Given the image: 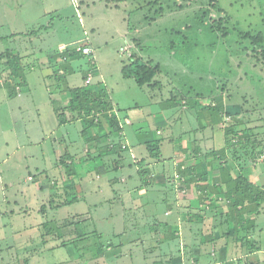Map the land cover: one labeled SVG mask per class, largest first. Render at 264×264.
I'll use <instances>...</instances> for the list:
<instances>
[{
  "label": "rangeland",
  "instance_id": "1",
  "mask_svg": "<svg viewBox=\"0 0 264 264\" xmlns=\"http://www.w3.org/2000/svg\"><path fill=\"white\" fill-rule=\"evenodd\" d=\"M220 16L224 18L223 26L230 29L228 35H223L219 25L211 20L218 21ZM247 32L264 33V0H0V173L7 181L20 178V186L13 189L20 192L18 194L11 189L5 192L0 182V264H85L95 255L100 257L98 252L106 253L107 248H112L108 242L118 243L119 237L114 238L115 234L125 231L121 237L123 242L135 237L134 229H126L135 223L134 217L124 216L123 221L120 217L104 218L117 213V205L93 211L88 229L83 227L82 213L85 214L87 208L82 204L79 180L87 161L70 154L65 147L67 142L84 148L107 144L120 149L125 139L129 143L134 139L140 143L153 140L148 144V152L144 144L145 152L134 151L136 161H145L154 158L151 150L155 147L157 151V145L153 142L162 139L164 156L174 159L183 173L175 190L186 193L191 183L203 181L197 173L201 178L195 177V181L189 182L194 171L191 163L196 160L192 138L197 137V134L189 135L192 133L190 123L195 127L197 113L192 110L199 106L216 115L215 124L219 125L212 144L221 149L226 147V138L231 139L236 145L229 150L235 151L237 165L253 169L256 164V170L264 179V163L261 155L257 157L264 151V64L258 60L259 55L250 52L252 41L242 36ZM89 38H92L94 54L66 57L73 50L90 45ZM14 55H19L20 61L21 55L32 60L27 64L20 62L18 71L25 78L31 73L37 74L35 68L40 67L38 80L48 82L57 92L55 106L59 123L68 128L52 138L55 124L48 122L46 139L57 147L50 151V157L46 150H41L44 142L39 129L19 126L21 116L27 112L22 113L17 104L8 103L13 87L16 86V91H22L23 87L14 75ZM133 55L152 61L154 66L160 65L154 80L156 84L140 87L134 79L124 78L121 69L132 61ZM85 89H104L109 99L117 103L116 111L121 115L140 103L147 117L127 127L129 136L123 137V131L113 123L114 118L118 120L114 111L108 116L96 111L91 115L87 113ZM37 92L41 93L39 83ZM172 95L177 97L179 108L175 110L163 106ZM199 95L205 97L201 106L203 97L199 101ZM167 110L170 116L164 114ZM242 111H251V122L243 118L246 112ZM183 112H188L189 117ZM198 112L200 116L202 111ZM234 112L236 114L232 115ZM173 120L180 124L175 130L179 137L174 142L168 129ZM154 124H158L159 129L163 127V133L160 134ZM231 129L233 133L227 134ZM244 130L248 133L242 134ZM186 134L187 140L188 137L191 140L190 147L180 150L181 156L173 158L175 143L180 145V138ZM92 135L95 137L91 138ZM240 141L258 146L251 153L239 145ZM212 149L207 148L205 153L210 155L215 151ZM83 152L86 150L76 153L85 156L87 152ZM40 153L44 162L47 157L52 168L58 169L56 178L49 176L47 167H40ZM141 153L146 156L142 157ZM90 157L93 159L90 161L96 163L94 157ZM181 160L190 163L185 166L191 172L183 171ZM95 163L90 165L94 168L93 175L98 169ZM36 167L41 169L40 173ZM146 169L149 173V168ZM254 183L264 191V180ZM198 186L199 189L201 185ZM208 189L206 185L200 187V190ZM17 198L15 204L12 199ZM3 199L12 202L5 203ZM65 205L73 206L58 211ZM72 212L77 214L71 217ZM229 231L236 236V231ZM238 235L243 238V231ZM46 238L55 241L49 250ZM77 256H82L83 262L77 263ZM243 264H264V258L259 259V263L253 260Z\"/></svg>",
  "mask_w": 264,
  "mask_h": 264
},
{
  "label": "crops",
  "instance_id": "2",
  "mask_svg": "<svg viewBox=\"0 0 264 264\" xmlns=\"http://www.w3.org/2000/svg\"><path fill=\"white\" fill-rule=\"evenodd\" d=\"M89 39L88 43L90 45L85 46L92 47L94 54L92 38ZM21 56L23 57L22 63L32 62V60H29V57L24 58L23 55ZM41 63H45L44 59L41 60ZM39 70L40 67L35 68L34 72L37 74L32 75L31 73L26 77V82L22 87V91L8 96V103L17 104L19 111L22 113L27 112L26 115L24 114V116H21L22 122L19 123V126L23 128L36 127L39 129L44 142L41 150L42 152L46 150L48 157H50V151L57 147H55V145H50L51 143H48L46 139V132L50 127L48 122L51 120L55 124L54 133L51 134L52 138L55 137L54 135L59 134V132L64 133L68 125L59 123L57 107L55 106L56 103H58L57 92L52 89L48 82L42 83L38 80ZM38 83L41 87V93L37 92ZM31 85L32 87L30 88ZM173 96L174 95H172L170 99H173ZM199 96L198 98L200 101V98L203 96ZM204 98L205 97L201 98L202 101H200V106L202 102H205L203 101ZM113 105L115 108L114 113L118 115L117 122L122 129L121 131H123V137L129 136V126H133L135 121H141L147 117V113L142 109L143 106H141L140 103H136L133 107L129 108V111L122 113L124 117H122L121 112L116 111L118 107L117 103L113 102ZM163 106H168L175 110V108L178 107L177 100L166 101ZM196 108L202 111L200 116ZM196 108L192 110L193 113H195V111L197 113L195 127L188 119V112H183L188 115L186 118L192 127V133L189 132V135L192 136L197 134V137L192 138V144H195L193 149H195L196 152V160L191 163L194 171L192 177H189V182L195 181V177L198 179L202 177L203 181L199 180L195 183H191L186 193L175 190V186L179 182V177L183 175V173L182 170L178 168L177 162H175L174 159L168 160L164 156L162 139H158L160 142L157 146L159 148L160 157L145 160L146 167L150 170L146 176L147 184L143 182L139 174V165L136 164V159L134 157V151H144L142 144H144L145 149L147 148L146 151H149L148 145L146 144L147 141L140 143L137 139H134L129 143L127 139H125V151L121 153L115 151L101 153V147L96 148V146L88 145L84 148V146H80L79 144L65 143V147L67 151L69 150L70 154L74 155L77 159L84 157V160L87 161L79 180L82 183L80 186V191L82 192L81 198L83 199L82 204L87 208L85 212L87 215L82 213V219L84 220L83 227L88 229V221L93 219V211L101 210L103 206L107 209L113 208L114 205L118 206V212L110 213L108 217H104L106 219L120 217L123 221L122 217L127 215L136 219L131 227L126 228L127 230L130 228L135 230V237L130 242L122 241L121 237L125 231H121V233L115 234L114 236V238L119 237L118 243L108 242V246L112 245V248H107L108 250L106 253L100 250L102 253H97L100 257L95 255L91 257L92 259H87L85 264H99V262H112L113 264H243L253 260L259 263V259L264 258V200L257 203L246 200L244 209L246 213L237 216H235L237 214L235 212L231 214L227 213L226 210H224L225 212L217 210L212 203L210 205L206 201L208 196L218 197L219 193L215 186V179L222 174L221 165H225L227 169L235 166L236 169L234 168L231 171V173L233 172V176H235L236 172L239 170L241 171L243 167L241 168V166L237 165L236 161H233L230 157L231 150L227 151V159L217 160L214 156L203 159L205 156L208 157L205 153L207 148L218 150L216 146L212 144L211 139L215 141L216 129L219 124H215L216 115H212L213 111L205 112L200 109L199 106ZM45 109L47 113H45ZM245 112L246 111L243 113ZM175 113H177V110L174 111L172 115L174 116ZM164 114L170 116L171 112L167 110ZM235 114L236 112L232 113V115ZM167 115H165V118L168 119ZM243 118L251 122V111H247L243 115ZM30 119H32V122L29 121ZM127 119H129L130 122H127ZM237 122L236 119L235 123ZM179 126V122L173 120V124L168 127L172 133L171 137H173V142L179 137L177 133H175L176 128ZM153 127H156V130L159 131L160 134L163 133V127L159 129L158 124H154ZM253 127L256 126L253 125ZM187 135L188 134L184 135L183 139L180 138V145L179 143H175L173 147V158L181 156V153H179L180 150L190 147L191 140H189V137L187 140ZM135 136L139 139L138 134ZM50 140L52 139L50 138ZM84 149L87 152L85 156H79L76 153ZM86 152H83V154ZM39 155L41 161L40 167H42V165L47 167L46 170L49 176L53 175L54 177L52 178H56V174L59 173L58 169L52 168V163L49 158L46 161V157L44 162L41 153ZM90 155L94 157L96 163L90 161L93 160ZM141 155L142 157L146 156L145 153H141ZM199 156L202 157V159H197ZM95 157L98 159H95ZM180 162L183 166H189L190 164H186L182 160ZM94 163L98 165V169L95 170L96 175L91 174L94 168H91L90 165ZM244 168H248L249 174L252 173L249 177L250 181L253 183L257 182V184L263 182L264 179L261 178L262 173L256 170V164L253 169H249V166ZM36 169H38V167H36ZM40 170L39 168L37 172L40 173ZM178 173L180 175H178ZM197 173H200L201 177L196 176ZM29 178L32 177L29 176ZM19 179V177H13L9 178L7 181L4 178V174L0 173L1 186L5 192H8L9 189L15 192L13 189L20 186ZM23 180H25V177ZM105 185H107V188ZM197 185H206L209 189L207 191L200 190L201 186H198V189ZM18 193L20 192H15V194ZM3 200L5 203H11L12 200H14L13 202L16 204L19 199ZM71 206L73 205L62 206L58 208V211ZM70 214L72 217L76 215L77 212H72ZM248 227L251 228L249 229ZM229 229L236 231L235 237L234 234L230 233ZM241 231H243V238L238 235ZM88 236L87 233V237ZM46 239L49 241L46 244V248L49 250L55 241L52 238ZM81 260L82 256H77L75 258L77 263Z\"/></svg>",
  "mask_w": 264,
  "mask_h": 264
},
{
  "label": "trees",
  "instance_id": "3",
  "mask_svg": "<svg viewBox=\"0 0 264 264\" xmlns=\"http://www.w3.org/2000/svg\"><path fill=\"white\" fill-rule=\"evenodd\" d=\"M191 2V0H189ZM213 7L216 6L215 2H212ZM223 17L220 16V18L218 19V21H216L215 19H211L213 23H217L219 25V28L221 29L223 35H228L230 33V29H228L226 26H223ZM242 36H246L249 37L252 41V45H253V49L250 52H253L256 56L259 55L260 56V61L263 62L264 64V33L263 32H259L256 35H252V33L250 34V32L245 33ZM77 50V49H76ZM73 50L70 55L66 56L68 58H77L78 56H80L82 54L81 51L79 50ZM249 50V49H248ZM247 50V53H248ZM262 56V59H261ZM20 57L19 55H14L13 56V60L12 62L15 63V67H14V75L16 78H18L20 80V83L24 85V83L26 82V78L23 75V73L19 72L18 69H20V65L22 63V60H19ZM131 62L128 64H124L121 71L122 74L124 76V78L126 79H134L135 82L140 86H145V85H151V84H156L157 81H154L157 77V75L159 74V67L160 65H153V62L150 60H144L142 57H138L137 55H133L131 56ZM21 62V63H20ZM65 68H67V66H65ZM19 83V84H20ZM16 85V84H15ZM16 86L13 87V90L11 91V95L16 94L18 91L15 90ZM84 94L86 96V98L88 99V104L89 107L85 108L87 110V113L89 115L92 114V112H97L99 114H103V115H107L111 114L112 111H114V105L113 102L111 100V98L109 99V97L106 95L104 89H96V90H92V89H85ZM173 99H170V101L176 100L177 97L176 95L173 96ZM218 106V105H217ZM219 108V106L217 107ZM117 118L118 115L117 113H114ZM113 123L117 126V129H121L120 125L118 124V122L116 121V118L113 119ZM92 124H94V120H92ZM245 132H243L242 134H247L248 131L244 130ZM227 134H232L233 133V129H231L230 131H227ZM236 134V136H239L238 133H234ZM95 136H91V138H93ZM96 139V138H95ZM231 139H227L226 138V147H223L221 149L212 151V153L209 155V153H207V155H209V157H213L216 158L217 160H222V159H227L228 154L227 151L229 149L235 148L233 146L236 145V143H234ZM87 141L90 142L89 137L87 138ZM160 140H155L153 142V144H156L158 146ZM147 145L149 143H152L151 141H147L146 142ZM239 145H243L244 147H246V151H251V153H254V150L258 145L254 144V143H248L245 145V142L240 141ZM100 144V143H99ZM100 146V145H99ZM100 152L104 153V152H108V151H115L117 153H121L123 151H125V148H121L120 149L118 147L113 146V145H103L100 146ZM154 147V146H153ZM98 148V146H97ZM157 148V151L155 149V147L151 150V156L154 158H159L160 157V152H159V148ZM217 151V152H216ZM231 152H233V161H236V154L234 150H231ZM264 153V151H262V154ZM257 154V157L259 155ZM209 157L205 156L204 159H208ZM260 157V156H259ZM139 165V174L143 180V182L145 184H147V174H148V170L146 169V163L144 161V159H139L138 161H136ZM234 163V162H233ZM227 164V163H226ZM235 164V163H234ZM255 166V164H253ZM188 167H186V169H184L183 171H185V173L187 171H189V169H187ZM220 168L222 169V174L215 179V183H216V188L218 190L219 194H222L224 197H214V196H208L206 198V201L211 205H214L216 207L217 210L223 211L226 210L227 213H231L235 212L237 213L235 216L237 215H243L246 213L245 209V202L246 200L251 201L253 203H257L259 201L264 200V191H262L260 189V187L258 185H255L252 181H250L249 179V172H248V168H242L241 171L239 170L238 172H236V175L233 176L231 171L236 167L232 166V168L227 169V167H225V165H221ZM254 168V167H253ZM250 169V168H249ZM222 212V213H223ZM247 221V220H246ZM245 221V222H246ZM248 223V221H247ZM249 224V223H248ZM240 227V225H239ZM249 228V227H248Z\"/></svg>",
  "mask_w": 264,
  "mask_h": 264
},
{
  "label": "built area",
  "instance_id": "4",
  "mask_svg": "<svg viewBox=\"0 0 264 264\" xmlns=\"http://www.w3.org/2000/svg\"><path fill=\"white\" fill-rule=\"evenodd\" d=\"M79 51L82 52L84 55H92L93 49L90 46H83L78 48ZM261 161L264 163V153L261 155ZM183 169H186V166H183Z\"/></svg>",
  "mask_w": 264,
  "mask_h": 264
}]
</instances>
